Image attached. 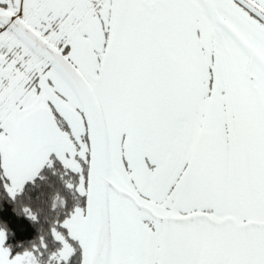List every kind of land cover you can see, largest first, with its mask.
Listing matches in <instances>:
<instances>
[{
    "label": "snow or ice",
    "instance_id": "1",
    "mask_svg": "<svg viewBox=\"0 0 264 264\" xmlns=\"http://www.w3.org/2000/svg\"><path fill=\"white\" fill-rule=\"evenodd\" d=\"M0 264H264V0H0Z\"/></svg>",
    "mask_w": 264,
    "mask_h": 264
},
{
    "label": "trees",
    "instance_id": "2",
    "mask_svg": "<svg viewBox=\"0 0 264 264\" xmlns=\"http://www.w3.org/2000/svg\"><path fill=\"white\" fill-rule=\"evenodd\" d=\"M53 195H54V193H53Z\"/></svg>",
    "mask_w": 264,
    "mask_h": 264
}]
</instances>
